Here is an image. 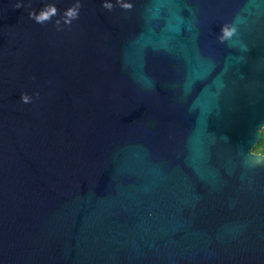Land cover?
<instances>
[{
    "label": "water",
    "instance_id": "1",
    "mask_svg": "<svg viewBox=\"0 0 264 264\" xmlns=\"http://www.w3.org/2000/svg\"><path fill=\"white\" fill-rule=\"evenodd\" d=\"M16 2L0 0V264H264V0Z\"/></svg>",
    "mask_w": 264,
    "mask_h": 264
},
{
    "label": "clouds",
    "instance_id": "2",
    "mask_svg": "<svg viewBox=\"0 0 264 264\" xmlns=\"http://www.w3.org/2000/svg\"><path fill=\"white\" fill-rule=\"evenodd\" d=\"M117 4H119L122 8L126 10H131L133 5L131 3H121V0H117ZM25 5L21 2V0H17L14 7L19 9L24 7ZM28 7H31V3L29 2ZM81 7L80 3L77 2L74 6L69 7L65 10L63 15L60 19L55 20V25L59 27L61 24V19L63 23L66 25H70L73 20L79 18V8ZM102 8H105L111 11L114 7L112 3L102 2ZM58 10L57 7L52 4H44L43 7L37 12L35 9L29 12V19L33 20L35 23L44 25L46 22L52 20L53 17L57 16ZM237 32V28L232 24H225L221 27L220 35L218 36V40L223 43L227 40H230ZM35 79V77H33ZM36 96H39V93H36ZM20 101L23 104H29L32 102V97L29 96L27 93H21ZM260 137H261V145H264V128L260 130ZM253 155L258 156L261 159H264V148L258 147L257 150H254Z\"/></svg>",
    "mask_w": 264,
    "mask_h": 264
},
{
    "label": "trees",
    "instance_id": "3",
    "mask_svg": "<svg viewBox=\"0 0 264 264\" xmlns=\"http://www.w3.org/2000/svg\"><path fill=\"white\" fill-rule=\"evenodd\" d=\"M258 147L264 148V145H261V138H260L259 143L255 146L254 150H257Z\"/></svg>",
    "mask_w": 264,
    "mask_h": 264
}]
</instances>
